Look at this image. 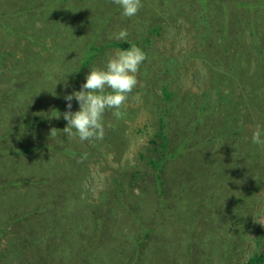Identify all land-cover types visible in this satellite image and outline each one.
Returning <instances> with one entry per match:
<instances>
[{
    "label": "rangeland",
    "instance_id": "obj_1",
    "mask_svg": "<svg viewBox=\"0 0 264 264\" xmlns=\"http://www.w3.org/2000/svg\"><path fill=\"white\" fill-rule=\"evenodd\" d=\"M163 1L117 0L121 11L113 1L92 12V0H0V264H246L262 254L264 0H224L212 11L195 0ZM74 8L87 13L74 16ZM246 14L252 28L237 25ZM217 28L228 32L227 50ZM123 41L131 47L113 44ZM89 45L98 51L84 68L78 58ZM145 47L166 60L151 58L150 72L140 67ZM217 51L215 66L204 62L203 52ZM239 64L257 82L253 98L242 82L250 80L232 73ZM220 94L240 111L226 148L214 137L221 124H212ZM61 97L64 123L49 114ZM173 99L185 109L175 105L169 118L179 128L169 146L193 131L194 142L208 138L204 158L191 150L156 175L165 149L152 104ZM248 155L253 167L228 176L223 168ZM235 206L240 218L230 222Z\"/></svg>",
    "mask_w": 264,
    "mask_h": 264
},
{
    "label": "trees",
    "instance_id": "obj_2",
    "mask_svg": "<svg viewBox=\"0 0 264 264\" xmlns=\"http://www.w3.org/2000/svg\"><path fill=\"white\" fill-rule=\"evenodd\" d=\"M81 1L80 0H76L77 3L78 2H81ZM113 1H114V10H119L121 7H119L118 5H116L118 3V2L115 3L117 0H92V3H91L92 4V12L97 11L98 8H102L104 6V4H106V3L113 4L112 3ZM195 1H197L198 4H200L199 10L204 9L205 7L209 11L218 10V8H219L218 5L221 4V3L223 4L224 8L226 7V3L224 2V0H219V1H217V3H214L211 6H209L211 4V0H195ZM163 2H165V0ZM68 3H71V2H68ZM167 3H169V1ZM243 5H245V7L247 9L250 6V5H246V3H244ZM132 6L134 8H136V6H135L134 3H133ZM181 8L182 7H179L178 9H181ZM159 9H162V7L160 5H159ZM59 11H60V9H59ZM72 11L74 12L73 13L74 16H77V17H82L83 12H84V11L77 10L76 8H74ZM119 11H121V10H119ZM63 13H64V11H63ZM85 13H87L86 10H85L84 14ZM118 14H120V13H118ZM55 15H60V12L55 13ZM210 15L211 14H209V17H210ZM246 15L248 16V19H247V22L248 23L245 22V21L241 22V21L238 20L239 22H238L237 25H240V23H244V24H241V25L242 26H245V27H248V28H250V27L252 28V25H251V17H250L249 14H246ZM44 16H48V14H44ZM177 16H179V15H175L174 17H177ZM89 17H90V14H89ZM184 17H186V14H185ZM107 18H108V16H106V19ZM126 18L129 19L130 22H131V20H134V18L132 16H127ZM208 21H209V19H206L205 20L206 23H208ZM197 22L198 21H195V24H197ZM215 30L218 32V37L217 38H219V41H222L224 43L222 50L223 51L224 50H227V44L225 43V35L228 32L225 29L222 30V28H217ZM233 30H231V31H233ZM241 39H240V41H241ZM214 40L215 39H213V41ZM236 40H237V38H236ZM241 43H242V50H245L244 43L243 42H241ZM113 44H115V46L117 45V46H121L123 48H130L131 47V45L129 43H127L126 41L119 42V43L114 42ZM209 47H210V50H211L213 48L212 44H208V47L207 48H209ZM97 51H98V47L89 45L83 51V53H81L82 55H79L80 58H78V61H80V66H82V67L85 68L88 65V62H90L91 56L92 57L95 56L94 54H96ZM146 56H147V59H148V63L145 64V62H147V59L143 58L141 60L142 66H140V67H146L145 72H150L153 69V67H156L157 66V65H155V63H152L151 58L154 59V60L155 59H158L159 62L166 61L164 56L159 55V54L156 55L154 49L152 51V48H150V47H145V57ZM201 56H202L203 60H205L204 62L209 63L212 66H215L216 64H215L214 59H216V57L221 56V51H217L215 56L209 55L206 52L205 53L203 52V54ZM239 57L241 58L240 59L241 62H245L246 64H249L250 63V60H249V57L248 56H244V55L239 54ZM240 64H242V63H240ZM240 64H239V71L232 70V73L234 74V72H237L242 77H244V78H241V79L238 78L239 80H244V79H246L247 81H248V79L250 80L248 82L242 81L244 84L251 83V79L244 73V71L241 70ZM221 65H222V63L220 62L218 66H221ZM78 73L81 74V75H83V71H78ZM213 76H214V74L211 75V78ZM151 78L152 77H150V75H145V84H146L145 86H147V83H149L151 81L150 80ZM256 79L259 80L257 76H256ZM224 80H227V76L224 77ZM152 81H154V80H152ZM157 83H158V88L160 89V91H162L163 96L166 99H171V93L170 92L168 93V91L164 88V82L159 79V82H157ZM251 85H252V90L249 89V91H250V94H251V96L253 98V96H254V94L256 92V89H257L258 85H257V82L255 80L251 83ZM260 87H262V85H260ZM45 96L47 97V99L50 97L48 93L45 94ZM43 100H45V99H43ZM174 100L175 99H173L172 102L170 100H168L170 102V104L168 106L165 105L164 107L162 105H160L156 100H155V103H156L157 107H156V105L154 106L152 104V107L154 109H156L155 113L158 116V118L155 116V119L157 118V124L156 125H158V127H157V129L155 131V136L158 137V138H160V140H161L160 142L162 144V147L165 149V150L161 151V154L159 155L160 157H159L158 161L155 160L156 165H154V166H155V168L157 169V172H158V174L156 173V175H159L160 171L162 169H164V164H165V162L168 159L177 158L178 156H181L182 158L185 159L186 158V155H187V157H189L192 154H197L199 157H202L203 154H202V147L201 146L202 145L205 146L206 145V142H207L206 140H208V138H207V139H204V141H202V142L201 141L194 142V140H195V138L193 137L194 132L193 131H189L188 134H183L181 136V138L179 139V141L174 146H169L170 143H171V139L174 138L176 136V134H177V131L176 130H179V128L172 127L171 124H169V121H170L169 118H170L171 114L173 113V111L176 109L177 105L182 104L181 107L183 109H185V105H183L184 103H183L182 100L180 102H174ZM215 100L216 101H219L221 103L220 104L221 107L219 108V110H217V113H215V115H214L215 117H213L212 124L215 126L216 124L219 123V124H221V128L218 131H216L217 133H215L214 137L217 140V142H216L217 144L220 143V146L221 147L226 148V147L229 146V144L231 142L233 143V139L236 138L235 135L237 134V132L234 131V128L236 127L235 126V119L236 118L238 119V115H239L240 111L238 110L236 113H234V109L237 106L235 105V102H233L234 100L232 99V97H231L230 94H227V95L220 94L219 96H217V98ZM63 102H64V99H62V97H61V98H57L56 103H55V101L52 102V103H49L50 108L52 106V109L50 110L49 114L54 119H59V120H61L64 123V121L67 119V116L66 117H61V116L58 115V113L60 114V111L62 110V108H64V106L62 107V105H63L62 103ZM239 102H241V100L240 101H237V103H239ZM202 103L203 102L200 101V107L202 106L201 105ZM85 105H86V102L83 104V106L85 107ZM175 105H176V107H175ZM262 108L264 109V106H262ZM41 117H40V119H41ZM30 120H29V124L32 127H35L36 124L33 121L34 118L31 117ZM258 120L261 123V128L259 130L260 131V134H261V137H264V136H262V134L264 135V119L261 118V117H258ZM231 127H233L232 128L233 131L230 133ZM170 129H172V130H170ZM262 129H263V131H262ZM28 148L29 147H21L22 150H27ZM1 149H2V147H1V141H0V150ZM168 150H170V152H168ZM191 150H193V153L192 154H191ZM249 157L250 156L248 155V157L243 158L238 164L236 163V164H234L230 168L229 167H226V168L224 167L223 169H226L227 175L228 176H231V177L235 173H237V174H239V173L244 174V172L247 173L253 167V163H252L253 162L252 161L253 158H251V157L249 158ZM202 158H204V156ZM229 158L231 159L232 157H229L228 156V159ZM250 159H252V160H250ZM217 161L219 163L220 162V158H218ZM259 161H261V160L258 159V161L256 163L257 172H259L260 171V168H261V165H259ZM196 162L198 164V161H196ZM220 165H221V167H223L222 162L220 163ZM230 166H231V164H230ZM218 172H219V168H218L217 165H215L213 167V173H214V175H217ZM256 175H257V173H256ZM214 179H215V181H213V183L210 184V187L209 188H211L212 186H213V188L215 187L214 189L217 188V185L216 184L219 183V179L213 177V179H211V180H214ZM193 182H195V181L193 180ZM105 196H106V193H105ZM240 199L241 198H237V200L235 199V202H239ZM198 202H202V200H200L199 198H197L195 201L191 202V204L196 205ZM230 204H231V201L228 204V206ZM238 210H240V206L239 207L238 206H235L234 209L231 208L232 213H230V215H229L230 217L228 218L230 222H232V217L233 216H235V219L237 217L240 218V216H238L239 214L237 213ZM236 232L238 234V231L236 229H234V233L235 234H236ZM226 246L230 247L231 246V242L229 244L226 242ZM226 252L227 251H224V253H226ZM262 254L258 255V257L252 256L251 259H249L246 262V264H252V263L258 264V262L260 264V260L262 259V257H264V249L262 250ZM254 255H256V253ZM221 259H222V257H221ZM224 262H225V259H224Z\"/></svg>",
    "mask_w": 264,
    "mask_h": 264
}]
</instances>
